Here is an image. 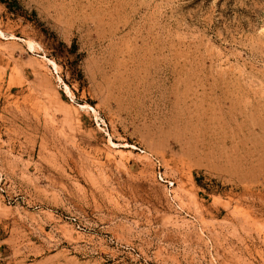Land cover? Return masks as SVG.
Listing matches in <instances>:
<instances>
[{"label": "rangeland", "instance_id": "374dc122", "mask_svg": "<svg viewBox=\"0 0 264 264\" xmlns=\"http://www.w3.org/2000/svg\"><path fill=\"white\" fill-rule=\"evenodd\" d=\"M0 264H264V0H0Z\"/></svg>", "mask_w": 264, "mask_h": 264}]
</instances>
